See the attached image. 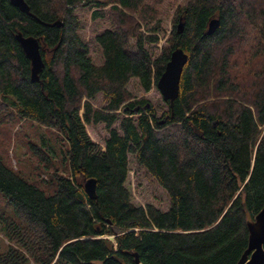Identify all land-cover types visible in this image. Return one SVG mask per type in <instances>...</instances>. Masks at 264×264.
I'll use <instances>...</instances> for the list:
<instances>
[{
  "label": "trees",
  "instance_id": "trees-1",
  "mask_svg": "<svg viewBox=\"0 0 264 264\" xmlns=\"http://www.w3.org/2000/svg\"><path fill=\"white\" fill-rule=\"evenodd\" d=\"M24 1L31 16L0 0V122L14 113L57 130L66 166L39 172L46 193L0 159V264H135L133 253L237 264L264 206V0H187L164 29V0ZM18 32L39 38L37 82ZM177 47L179 92L158 111L128 85L156 88ZM99 124L102 142L89 132ZM131 161L153 188L146 203L133 198Z\"/></svg>",
  "mask_w": 264,
  "mask_h": 264
},
{
  "label": "rangeland",
  "instance_id": "rangeland-1",
  "mask_svg": "<svg viewBox=\"0 0 264 264\" xmlns=\"http://www.w3.org/2000/svg\"><path fill=\"white\" fill-rule=\"evenodd\" d=\"M187 0H164L158 6L160 14L159 18L162 22V28L170 27V19L173 15L175 7L183 5ZM128 88L135 96H145L150 104L158 111L165 109V102L157 88H152L148 92H143L134 81L130 82ZM102 103V97L98 96L93 101L94 106ZM1 119V116H0ZM89 132L92 138L98 142H102L105 135V129L102 124L94 127H89ZM37 146L45 150L50 156L52 165L47 168L46 161L39 159V153L33 151L32 147ZM66 143L57 130L39 125L35 121L28 119H20L14 113L8 119L0 122V159L15 168L24 178L31 183L43 189L46 193H51L54 190V185L50 181H45L47 174L39 176L41 171L47 173V169L51 172L54 169L63 171L66 166L64 159ZM130 189L133 198L137 203H146L152 196L149 195L150 184L146 177L145 170L139 167L136 162L130 163ZM43 179V180H42ZM159 199L166 200L162 192H159ZM0 205L4 206V201L0 196ZM6 240L0 232V250Z\"/></svg>",
  "mask_w": 264,
  "mask_h": 264
},
{
  "label": "water",
  "instance_id": "water-1",
  "mask_svg": "<svg viewBox=\"0 0 264 264\" xmlns=\"http://www.w3.org/2000/svg\"><path fill=\"white\" fill-rule=\"evenodd\" d=\"M10 4L19 8L22 12H29V7L24 0H9ZM61 25V21H56L51 25ZM219 20L213 18L208 24L206 33H212L218 26ZM179 31L182 30V22L177 23ZM15 40L20 45L24 55L30 61V79L37 82L38 73L43 68V60L40 51L39 38L35 36H24L20 32L15 34ZM187 61V54L179 47L173 49L169 59L164 66V70L156 81V88L160 92L162 99L168 101L170 105L179 92V82L183 67ZM137 108L135 109V111ZM84 192L91 198L95 197V179L89 178L83 184ZM248 245L237 264H264V206L255 215L254 219L247 222ZM135 264L140 263L136 253H133Z\"/></svg>",
  "mask_w": 264,
  "mask_h": 264
}]
</instances>
